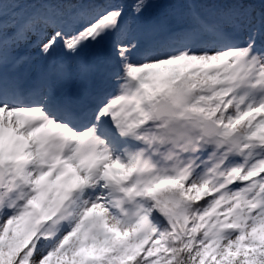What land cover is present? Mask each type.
<instances>
[{"label":"snow or ice","instance_id":"snow-or-ice-1","mask_svg":"<svg viewBox=\"0 0 264 264\" xmlns=\"http://www.w3.org/2000/svg\"><path fill=\"white\" fill-rule=\"evenodd\" d=\"M171 7L0 0V264H264V0Z\"/></svg>","mask_w":264,"mask_h":264},{"label":"rangeland","instance_id":"rangeland-1","mask_svg":"<svg viewBox=\"0 0 264 264\" xmlns=\"http://www.w3.org/2000/svg\"><path fill=\"white\" fill-rule=\"evenodd\" d=\"M151 0H146L147 3V7L143 10V12L140 15H136L133 11L132 5L136 2V0H132L130 2H126V3H122V5L125 6V19L128 20L133 27H143V26H149L152 23L151 21V17L153 16V14H151L153 12V8L155 6V3H150ZM150 20V21H149ZM176 28V23H171V26L169 27V29L174 30ZM164 33L160 34L159 38H163ZM105 52H109L112 58L113 52H112V47H111V41L110 40H106L104 42H102L100 45H97L95 47L92 48H87L85 50L82 51L81 56L90 64H97L99 63V61L101 59H103V53ZM91 53L93 54V56H90ZM19 54H28L31 57H33V59L31 60L30 63V67L33 68L32 73L27 71L28 76H33L34 74V70H35V66L38 62L41 61V57L39 55L38 50L36 49H32V50H27V49H22L21 52ZM27 67V66H25ZM21 73L25 72V68H21L19 70ZM26 74V75H27ZM110 90V89H109Z\"/></svg>","mask_w":264,"mask_h":264},{"label":"trees","instance_id":"trees-1","mask_svg":"<svg viewBox=\"0 0 264 264\" xmlns=\"http://www.w3.org/2000/svg\"><path fill=\"white\" fill-rule=\"evenodd\" d=\"M132 0H114L118 3H126ZM149 1V0H148ZM150 3H155L153 8V16L151 17L152 25L166 24L169 28L171 23H176V17L181 10L174 9L171 7L172 0H151Z\"/></svg>","mask_w":264,"mask_h":264},{"label":"bare ground","instance_id":"bare-ground-1","mask_svg":"<svg viewBox=\"0 0 264 264\" xmlns=\"http://www.w3.org/2000/svg\"><path fill=\"white\" fill-rule=\"evenodd\" d=\"M90 56H93V54L91 53V55ZM103 59H101L100 61H99V63L98 64H107V62L111 59V55H110V53L109 52H105V53H103ZM95 65V64H94ZM97 65V64H96Z\"/></svg>","mask_w":264,"mask_h":264}]
</instances>
